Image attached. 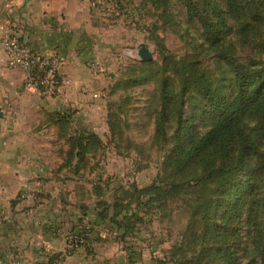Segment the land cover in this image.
Instances as JSON below:
<instances>
[{"label":"crops","instance_id":"1","mask_svg":"<svg viewBox=\"0 0 264 264\" xmlns=\"http://www.w3.org/2000/svg\"><path fill=\"white\" fill-rule=\"evenodd\" d=\"M100 17L89 0H0V264H137L143 254L129 255L134 247L126 250L96 218L97 202H110L122 185L113 179L122 170L117 156L110 155L113 165L103 162V150L87 155V164L66 155L70 136L92 132L102 141L103 79L90 69ZM9 31L65 60L68 84L58 94L25 90L24 74L6 68L1 39ZM77 232L83 240L67 253L66 240Z\"/></svg>","mask_w":264,"mask_h":264},{"label":"trees","instance_id":"2","mask_svg":"<svg viewBox=\"0 0 264 264\" xmlns=\"http://www.w3.org/2000/svg\"><path fill=\"white\" fill-rule=\"evenodd\" d=\"M150 1L163 7L169 0ZM181 1L186 17L195 18L200 26L204 51L216 52L217 60L226 67L228 84L210 80L199 66L196 56L199 52L177 59L161 46L160 64L141 63L140 73L121 80L119 86L127 89L158 80L160 110L154 121L153 139L161 141L164 138V124L168 119L173 118L175 123L174 144L163 159V176L159 182L167 175L177 178L189 170L193 173L200 168L202 173L196 177V183L202 187V192L189 205L190 214L194 224H200L203 230L211 231L215 238H219L217 231L225 229L232 215L241 210L245 201H250L254 191L251 176L264 172V59L262 54L256 55L257 50L264 49V43L258 42L259 29L264 26V0H226V11L239 22L235 29L228 23L224 10L214 1H205L210 9L208 15L196 13L193 0ZM236 47L247 49L246 58L240 59L235 52ZM192 94L203 104L211 120L209 128L199 135L194 134L192 127L195 115L184 118V105ZM67 118H59L61 128L64 124L66 128ZM247 121L254 123L248 126ZM67 143L68 161L76 159L80 164L88 163L87 155L94 157L102 150V141L92 132L70 136ZM175 181H170L173 184L169 183L168 192L175 188L184 189L182 185H175ZM165 192L157 183L142 189L134 184L128 189L115 188L110 202H97L96 218L109 223L110 229L118 233L124 248L132 250L127 240L139 233V226L144 223L142 211L150 201ZM208 220H211L210 224L206 223ZM82 235V232L70 235L77 239V246L83 240ZM196 237L197 232L192 230L189 240ZM221 239L217 245L199 251L193 263L202 264L206 254L213 250L214 257L217 256L224 264H234L233 254L228 248L223 249ZM252 243L259 248V264H264V223L261 233L253 237ZM182 247H173L166 256L155 259L154 264H186L178 254ZM130 254L137 256L134 251Z\"/></svg>","mask_w":264,"mask_h":264},{"label":"rangeland","instance_id":"3","mask_svg":"<svg viewBox=\"0 0 264 264\" xmlns=\"http://www.w3.org/2000/svg\"><path fill=\"white\" fill-rule=\"evenodd\" d=\"M205 1L193 0L196 13H210ZM210 1L224 10L228 23L235 29L239 22L233 14L226 11V0ZM89 2L97 3L101 12L99 55L91 63L90 69L91 72L102 74L103 79L104 122L99 130L102 136L103 162L106 164L105 159H109V164L116 165L111 162L112 152L119 157H116L120 162L117 165L122 170L113 179L123 186L119 184L115 188L128 189L134 184L142 189L157 183L162 191H166V194L155 197L144 208V223L139 226V233L127 240L136 254L137 250L144 249L137 264H154L155 259L163 258L173 247L179 245L183 246L178 253L183 261L194 264V256L199 251L217 245L221 238L223 249L228 248L233 254L234 264H259L258 246L256 248L253 245L252 239L261 233L264 223V172H256L251 176L254 191L250 201L243 203L241 210L229 219L225 229L217 231L216 235L220 237L215 238L211 231L206 232L200 224H194L195 220L189 209V205L201 196L202 187L196 183V177L202 170L197 168L193 173L189 170L177 178H169L167 175L159 182L163 176V159L174 144L175 123L173 118L168 119L164 124V138L161 141L153 139L154 121L160 110L158 80L127 89L119 86L121 80L140 73L142 62L137 57L140 44L147 47L152 53L151 62L157 64L161 63V46L177 59L199 52L196 55L199 66L206 71L210 80L213 83L222 81L227 85L228 73L226 67L217 60L216 52L204 51L198 22L195 18L186 17L181 0H169L163 7L153 5L150 0ZM259 34L258 42L264 43V26L260 27ZM234 43H237V39H234ZM236 51L241 60L246 58L247 49L236 47ZM256 53L257 56L262 54L264 59V49L257 50ZM143 71L147 72L145 68ZM195 97L192 94L186 99L184 118L189 119L191 115H195L192 127L194 134L199 135L209 128L211 120L203 104ZM252 123L254 122H246L248 126ZM262 149L264 151V142ZM172 179H176L175 185H182L184 189L181 191L175 188L173 192H168ZM206 223L210 224L211 220ZM192 230L197 232L198 237L189 240ZM214 254L213 250L209 251L202 264H224Z\"/></svg>","mask_w":264,"mask_h":264},{"label":"built area","instance_id":"4","mask_svg":"<svg viewBox=\"0 0 264 264\" xmlns=\"http://www.w3.org/2000/svg\"><path fill=\"white\" fill-rule=\"evenodd\" d=\"M1 47L6 68L24 74L25 90H35L43 96L52 97L68 84V80L63 76L65 60L34 51L17 33L12 31L5 33L1 39ZM21 197L28 200L33 195L22 194ZM77 243L75 237L69 236L66 240V252L74 251Z\"/></svg>","mask_w":264,"mask_h":264},{"label":"water","instance_id":"5","mask_svg":"<svg viewBox=\"0 0 264 264\" xmlns=\"http://www.w3.org/2000/svg\"><path fill=\"white\" fill-rule=\"evenodd\" d=\"M137 57L139 58L140 62L142 63H149L152 60V53L147 49L144 44L139 45V49L137 51ZM0 113V118H1Z\"/></svg>","mask_w":264,"mask_h":264}]
</instances>
